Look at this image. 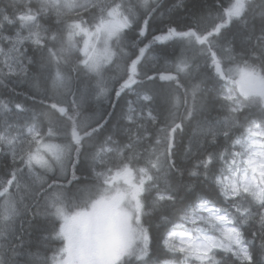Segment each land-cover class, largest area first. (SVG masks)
Listing matches in <instances>:
<instances>
[{"label": "snow or ice", "instance_id": "1", "mask_svg": "<svg viewBox=\"0 0 264 264\" xmlns=\"http://www.w3.org/2000/svg\"><path fill=\"white\" fill-rule=\"evenodd\" d=\"M10 84L0 264H264V0H6Z\"/></svg>", "mask_w": 264, "mask_h": 264}, {"label": "trees", "instance_id": "2", "mask_svg": "<svg viewBox=\"0 0 264 264\" xmlns=\"http://www.w3.org/2000/svg\"><path fill=\"white\" fill-rule=\"evenodd\" d=\"M0 2H6V0H0ZM187 2L189 3V6L191 7L193 4L197 3V0H187ZM158 34V33H157ZM148 39H151V34L148 35ZM147 42V41H145ZM156 48L161 49V50H166V51H171V48L166 47V45H155ZM177 51H179V49L177 48ZM162 63V62H161ZM162 70V69H161ZM11 87H15L17 89V92L19 93L14 94L12 93L9 89ZM30 91L28 85H12L10 84L8 88H5L3 85H0V99H5L9 96L13 97L16 100H20V101H25L26 103H31L30 100H26V94ZM113 101L116 100L115 95L113 94L112 96ZM128 99H135L134 96H125L123 99H121L118 103L119 106L117 107L116 111L117 113H119V111L126 107L127 104V100ZM94 105L96 104V102H93ZM99 107L102 109H108L109 111H111V107L108 104V102L106 100H102L101 102H99ZM213 115H215V113H213ZM223 138H221L222 140ZM8 161H5L4 157L0 156V170L3 169V164L6 163ZM54 244L57 242H53ZM49 255H51V253H48ZM161 255H163V252L161 250Z\"/></svg>", "mask_w": 264, "mask_h": 264}]
</instances>
